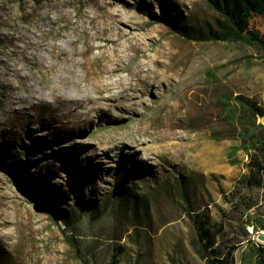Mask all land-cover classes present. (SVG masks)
I'll use <instances>...</instances> for the list:
<instances>
[{"label":"rangeland","instance_id":"obj_1","mask_svg":"<svg viewBox=\"0 0 264 264\" xmlns=\"http://www.w3.org/2000/svg\"><path fill=\"white\" fill-rule=\"evenodd\" d=\"M215 19L207 0H0V264H203L196 216L221 245L251 233L246 221L262 225L264 185L242 187L248 156L234 148L235 97L261 104L264 59L253 45L179 33ZM31 31L87 52L28 55ZM97 82L112 99L84 121ZM17 94L26 100L7 104ZM158 136L168 155L151 154Z\"/></svg>","mask_w":264,"mask_h":264},{"label":"trees","instance_id":"obj_2","mask_svg":"<svg viewBox=\"0 0 264 264\" xmlns=\"http://www.w3.org/2000/svg\"><path fill=\"white\" fill-rule=\"evenodd\" d=\"M207 2L216 14L215 24L199 27L193 32L180 31L182 37L200 41H231L253 45L261 51V57L264 59V0H207ZM255 16L263 18L262 30L250 26L251 19ZM235 101L240 107L242 116L238 117L237 136L240 143L234 149H240L248 156V161L245 163L246 173L241 176L239 182L247 191H253L264 185V131L259 122L250 123L247 115L258 118L264 115V107L252 98L236 96ZM12 181L19 190L29 192L28 187L21 180L13 178ZM255 204L251 201L246 204L245 209L248 210ZM194 226L202 247L203 264H234L233 251L236 244L221 245L217 241V230L207 214L196 216ZM243 226L251 227L252 233L257 231V227L250 221H246ZM245 230L241 234L242 238L249 234Z\"/></svg>","mask_w":264,"mask_h":264},{"label":"bare ground","instance_id":"obj_3","mask_svg":"<svg viewBox=\"0 0 264 264\" xmlns=\"http://www.w3.org/2000/svg\"><path fill=\"white\" fill-rule=\"evenodd\" d=\"M24 14V13H23ZM27 14V13H26ZM113 15V14H112ZM23 16V15H22ZM27 16H29L28 14L26 15V17ZM109 16V15H108ZM113 17V16H112ZM116 18V17H115ZM118 25V24H117ZM117 27V26H116ZM37 30V29H36ZM29 33H30V31H29ZM19 35V34H18ZM30 35V38L28 37V38H26L27 39V41H26V44L23 46V48H20V49H22L25 53H29V54H32V53H34V51L35 50H42V53H41V58H46L45 56H44V54L45 53H47L48 54V56L51 58V59H55V61L57 60H61V61H67L69 58H68V56H70V57H72L73 55H75V54H77V55H79V56H81V55H83L84 54V52L86 51V50H78L77 48H75L74 46L70 49V51L69 52H67V51H65V49H63V48H60V47H58L55 43H53V44H48V43H44V42H42L41 40H35V38L33 37V32L31 31V34H29ZM16 36V35H15ZM14 36V37H15ZM20 37V36H19ZM39 37V36H38ZM40 38V37H39ZM42 38V37H41ZM15 39V38H14ZM17 39V38H16ZM15 39V40H16ZM25 39V40H26ZM21 40V39H20ZM24 40V39H23ZM43 40V39H42ZM75 40H73V39H70V40H67V42L69 43V44H72L73 42H74ZM16 45V44H15ZM14 45V46H15ZM74 45V44H73ZM21 47V46H20ZM91 49V47H89V50ZM15 50V49H14ZM16 51V50H15ZM14 51V52H15ZM87 52V51H86ZM28 54V55H29ZM25 57V56H24ZM26 58H28V57H26ZM97 58V57H96ZM29 59V58H28ZM49 59V58H48ZM26 60V59H25ZM44 60V59H43ZM7 62V61H6ZM34 62V61H33ZM0 63H3L1 60H0ZM53 62H51V64L49 63L48 65H47V70H50V71H52V68L55 66L54 64H52ZM7 64V66L9 67L8 69H6V70H3L2 72L7 76V78H9V76H10V73L9 72H13L15 69H14V67H12V64H10V63H6ZM77 64L82 68V69H84L85 68V65L87 64L88 65V63H86V60H84V59H80V60H78L77 61ZM89 68V67H88ZM19 69H21V68H17V70H19ZM86 70V69H85ZM94 70H96V69H94ZM99 70H101V69H99ZM87 71V70H86ZM89 72V71H88ZM99 72V71H98ZM96 73V72H95ZM25 75V77H27V74H24ZM95 75V74H94ZM156 76V75H155ZM154 76V77H155ZM158 76V75H157ZM36 78H38L37 76H36ZM157 78V77H156ZM155 78V79H156ZM158 78H159V76H158ZM47 80H46V82H47V87L49 88V89H51L52 91H54V86L53 85H51L50 83H51V79H49V78H46ZM86 79L84 78V82H85V84H86ZM149 82V81H148ZM147 82V83H148ZM156 83V81L154 82V83H152L151 85H154ZM158 83V82H157ZM156 83V84H157ZM93 86V85H92ZM104 86V84L103 83H101V82H97V83H95L94 84V87H95V90H96V95H95V97H93V98H91V99H88V103L90 104V106L89 107H86L85 105V110L81 113V115H82V119L84 120V121H87V120H89V118H88V116L92 113V111H94V110H98L102 105H106L107 103H108V101H110L111 99H112V97H111V95L109 94H107V95H103L102 94V87ZM149 86H150V84H149ZM104 92H105V90H104ZM103 92V93H104ZM55 97L57 98V95H55ZM37 100H39V98H36ZM26 99L23 97V96H20L19 94H17V96H12V99H8L7 100V104H12L14 101L17 103V102H22V101H25ZM45 101V104H44V106H47L48 104H50L49 102H48V100H44ZM87 103V104H88ZM77 104V103H76ZM76 104H74V105H72L70 108H69V112H75V113H79L78 112V110H77V108H78V105H76ZM31 105H32V103L30 104V106L29 107H31ZM80 105V104H79ZM88 106V105H87ZM82 107V106H81ZM84 109V108H83ZM79 116V115H78ZM165 117V116H164ZM168 117H171V115H169L168 114ZM167 118V117H166ZM78 119H80V118H78ZM77 119V120H78ZM81 121V120H80ZM167 123H168V121H167ZM126 134L127 133H124V134H122L121 135V138H124L125 136H126ZM155 138V137H154ZM161 137L160 136H158V139H156V140H154V139H152V142L154 143V145H153V147H151L152 149H151V154L152 155H155V156H157V154L158 155H161V156H163V155H168L169 153H171V151L173 150V145L172 144H167V143H164V142H162L161 140ZM177 148V147H176ZM145 155H146V157H147V159H150L151 158V156L149 157V153L147 152V153H145Z\"/></svg>","mask_w":264,"mask_h":264},{"label":"crops","instance_id":"obj_4","mask_svg":"<svg viewBox=\"0 0 264 264\" xmlns=\"http://www.w3.org/2000/svg\"><path fill=\"white\" fill-rule=\"evenodd\" d=\"M264 89L261 94V105L263 103ZM264 217V214L262 215ZM249 233L245 238L236 242V248L233 251L234 264H264V243H259L253 239L252 229L249 228ZM257 231L264 232V222Z\"/></svg>","mask_w":264,"mask_h":264},{"label":"water","instance_id":"obj_5","mask_svg":"<svg viewBox=\"0 0 264 264\" xmlns=\"http://www.w3.org/2000/svg\"><path fill=\"white\" fill-rule=\"evenodd\" d=\"M258 122L262 125L264 131V115L258 117ZM253 239L259 243H264V232L262 231L254 232Z\"/></svg>","mask_w":264,"mask_h":264}]
</instances>
